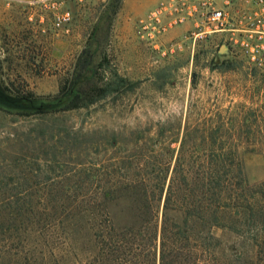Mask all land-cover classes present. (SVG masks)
I'll list each match as a JSON object with an SVG mask.
<instances>
[{
  "label": "rangeland",
  "instance_id": "1",
  "mask_svg": "<svg viewBox=\"0 0 264 264\" xmlns=\"http://www.w3.org/2000/svg\"><path fill=\"white\" fill-rule=\"evenodd\" d=\"M30 2L0 0V264H93L91 207L125 218L120 194L103 193L170 172L186 130L218 116L238 128L248 184L264 183V63L227 34L191 40L186 23L150 35L141 24L159 0H132L135 14L123 0ZM250 2L227 7L236 28ZM212 234L216 264H235L242 240Z\"/></svg>",
  "mask_w": 264,
  "mask_h": 264
},
{
  "label": "trees",
  "instance_id": "2",
  "mask_svg": "<svg viewBox=\"0 0 264 264\" xmlns=\"http://www.w3.org/2000/svg\"><path fill=\"white\" fill-rule=\"evenodd\" d=\"M237 130L220 116L188 141L186 130L170 172L126 176L120 190L104 192L120 194L126 217L115 222L111 206L91 207L96 214L81 231L98 250L93 264H216L215 229L242 240L235 264H264V183L246 181ZM243 250H251L244 261Z\"/></svg>",
  "mask_w": 264,
  "mask_h": 264
},
{
  "label": "built area",
  "instance_id": "3",
  "mask_svg": "<svg viewBox=\"0 0 264 264\" xmlns=\"http://www.w3.org/2000/svg\"><path fill=\"white\" fill-rule=\"evenodd\" d=\"M34 0L30 5L43 4ZM253 13L241 28L230 22L227 7L231 0H160L151 12L148 21L141 24L149 34L164 32L166 28L186 23L195 25L191 40H202L213 34L229 36L231 46L241 50L244 58L253 64L264 63V0H251ZM69 12L57 15L55 26L61 28L70 23ZM155 26L158 29H152Z\"/></svg>",
  "mask_w": 264,
  "mask_h": 264
},
{
  "label": "crops",
  "instance_id": "4",
  "mask_svg": "<svg viewBox=\"0 0 264 264\" xmlns=\"http://www.w3.org/2000/svg\"><path fill=\"white\" fill-rule=\"evenodd\" d=\"M159 2H160V0H159ZM159 2H158V3H159ZM123 3H124V7H125L127 10H128V9H129V10H132V11L134 10L133 7H132V0H123ZM158 3H157V5H158ZM157 5H156V6H157ZM156 6H155V7H156ZM155 7H154V8H155ZM154 8H153V9H154ZM153 9H152V10H153ZM152 10H151V11H152ZM151 11H150V12H151ZM133 13H134V11H133ZM134 14H135V13H134Z\"/></svg>",
  "mask_w": 264,
  "mask_h": 264
}]
</instances>
